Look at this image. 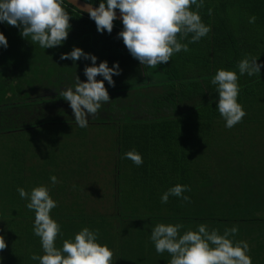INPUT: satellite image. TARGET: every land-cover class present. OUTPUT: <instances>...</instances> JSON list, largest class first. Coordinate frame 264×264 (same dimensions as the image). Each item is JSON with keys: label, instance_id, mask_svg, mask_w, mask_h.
Segmentation results:
<instances>
[{"label": "trees", "instance_id": "trees-1", "mask_svg": "<svg viewBox=\"0 0 264 264\" xmlns=\"http://www.w3.org/2000/svg\"><path fill=\"white\" fill-rule=\"evenodd\" d=\"M91 3L98 7L100 0ZM65 7L71 28L54 48L33 45L20 28L0 22L8 42L7 48L0 45V235L7 243L0 264H39L30 258L44 254L33 233L35 212L17 188L30 192L42 184L57 202L50 213L61 225L57 247L89 227L99 230L102 245L117 253L124 248L117 264H168L171 257L156 252L151 229L182 223L183 234L204 223L221 234L238 226L234 239L247 241L252 264H264V244L258 241L264 219L253 215L264 200V180L252 186L241 181L237 168L255 138H264V67L260 77L240 75L237 68L246 54L264 64V0H204L199 14L211 31L155 69L129 53L118 37L122 22L114 21L111 34L100 33L89 16ZM252 16L255 23H249ZM74 47L95 55L97 66L118 62L121 69L113 76L115 87L106 86L110 101L99 110L109 117L86 128L76 124L72 111L45 115L42 109L45 103H66L59 93L74 86L76 75L87 81L84 68L91 60L60 59ZM218 69L239 76L238 103L246 115L232 128L219 114L217 86L211 83ZM37 87L52 94L34 97ZM133 148L142 155L140 166L122 158ZM176 184L190 186L183 193L190 202L169 196L161 203ZM91 200L104 203L103 209L88 207Z\"/></svg>", "mask_w": 264, "mask_h": 264}, {"label": "clouds", "instance_id": "clouds-1", "mask_svg": "<svg viewBox=\"0 0 264 264\" xmlns=\"http://www.w3.org/2000/svg\"><path fill=\"white\" fill-rule=\"evenodd\" d=\"M195 6V10H193ZM204 0H100L94 8L91 0L85 4L86 11L94 20L97 31L111 34L119 9L123 30L118 33L133 58L142 66L157 68L167 63L172 56L181 51L188 52L189 44L198 42L208 35L211 27L202 22L199 10ZM80 10V9H79ZM81 11V10H80ZM209 15L212 9H209ZM71 16L65 7V0H0V22L21 29L20 35L29 39L33 45L43 49L54 48L67 39ZM256 17L249 18L255 23ZM191 34V38L188 39ZM188 39L187 43L181 41ZM0 45L7 48L5 35L0 32ZM81 58L91 60L92 66H85L86 82L76 75L74 86L62 90L59 95L69 102L75 116L76 124L88 127V118L96 116L102 104L110 101L104 81L115 87L114 75H120L119 63L108 66L107 61L96 65L97 57L74 47L70 53L60 56L61 60L71 59L74 63ZM257 57L246 54L238 63L240 75L260 77L264 64L257 62ZM102 80H97V76ZM236 71L218 69L211 80L219 94L217 108L226 121V127L232 128L240 123L246 115L243 106L238 103L240 86ZM122 158L130 159L134 164H143V158L134 148L124 153ZM55 186L56 176L50 177ZM22 199L29 201L26 207L34 210L33 233L40 238L43 255L33 253L31 259L39 264H114V251L107 244L98 242L99 230L83 227L74 235V239H64L62 247H57V237L61 235V225L52 218L51 210L57 202L51 197L47 185L34 187L30 192L18 187ZM191 191L190 186L176 184L161 196V203H167L169 196L182 198L190 202V197L183 195ZM185 226L182 223H158L151 229L150 239L159 254L167 252L171 259L168 264H252L248 253L247 241L235 240L238 226L225 228L223 234L219 229H208L204 223L181 234ZM7 248L5 237L0 235V252ZM2 260V257H0Z\"/></svg>", "mask_w": 264, "mask_h": 264}, {"label": "rangeland", "instance_id": "rangeland-1", "mask_svg": "<svg viewBox=\"0 0 264 264\" xmlns=\"http://www.w3.org/2000/svg\"><path fill=\"white\" fill-rule=\"evenodd\" d=\"M106 86H109V84H105V87ZM37 94L50 96L52 93L41 92L40 88L37 87V91L34 93L33 96L35 97ZM53 105L54 104H51V103H45L42 105V109H44L45 115L53 114V112H55V109L64 110V111H72L69 102L64 103L62 106H59V104H56V103H55V106ZM72 115H74L73 112H72ZM108 117H109L108 113L99 111L96 116L94 117L90 116L88 118V122H91V121L93 122L95 120H103V119L106 120ZM263 145H264V138H255V145L252 147L249 153L241 155L240 160H239L240 164L237 167L238 169H241V181L244 182V179H247L253 183L252 186H254V183L255 184L258 182L260 183V181L264 180V146ZM102 160L104 159L102 158ZM96 196H95V199H96ZM106 196H108V191L106 192ZM92 200L87 202L88 207L95 206L96 209H103L101 207L105 205L104 203L102 204L96 203L94 205ZM259 205H260V208L257 205L258 211L253 212V215L260 219H264V200L262 201V203H259ZM258 241L263 242L264 244V237L258 235ZM256 243H257V240H255L252 244L255 245ZM119 248H117L118 253L116 251L114 252V264H117L118 262H122V257H121L122 255L120 254V252L124 251V248H120V249Z\"/></svg>", "mask_w": 264, "mask_h": 264}, {"label": "water", "instance_id": "water-1", "mask_svg": "<svg viewBox=\"0 0 264 264\" xmlns=\"http://www.w3.org/2000/svg\"><path fill=\"white\" fill-rule=\"evenodd\" d=\"M65 3L69 6H71L72 8H74L75 10H77L78 12H81V13L89 16V14L86 11H82V9L84 8V6L86 4L85 2H83L81 0H65ZM93 7L96 8L95 6H93ZM116 15H117V19L115 20V22H122L120 11H116Z\"/></svg>", "mask_w": 264, "mask_h": 264}]
</instances>
